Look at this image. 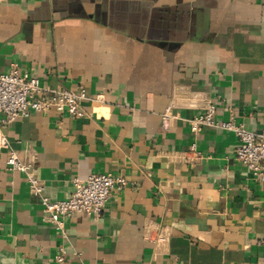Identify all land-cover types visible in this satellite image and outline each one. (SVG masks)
Returning <instances> with one entry per match:
<instances>
[{"label": "crops", "instance_id": "1", "mask_svg": "<svg viewBox=\"0 0 264 264\" xmlns=\"http://www.w3.org/2000/svg\"><path fill=\"white\" fill-rule=\"evenodd\" d=\"M12 65L84 90L86 115L0 125V264H53L60 247L66 264H264V177L237 160L235 132L191 128L213 103L216 121L264 131V0H6L0 70ZM9 150L52 200L92 174L127 186L100 217L67 218L64 237ZM157 227L167 243L146 239Z\"/></svg>", "mask_w": 264, "mask_h": 264}, {"label": "built area", "instance_id": "2", "mask_svg": "<svg viewBox=\"0 0 264 264\" xmlns=\"http://www.w3.org/2000/svg\"><path fill=\"white\" fill-rule=\"evenodd\" d=\"M6 0H0V4ZM86 98L84 90L74 91L64 88L45 87L39 78L28 72H21L16 65L8 71L0 70V125L11 124L17 118L28 116L32 111L49 112L52 109L65 111L70 116L81 118L86 115L82 101ZM217 107L209 103L204 112L191 120L194 132L202 126L220 127L233 131L239 137L240 143L236 148V158L247 166L254 176L264 177V131L257 133L248 130L243 124L233 119L216 121L214 116ZM164 118V126L167 124ZM1 144L8 147L5 137ZM190 151L197 158L201 157L197 145L192 144ZM7 164L10 169L24 173L28 179L31 193L38 197L43 205L44 220L51 223L56 231L66 236V219L77 213H84L96 218L100 217L103 209L114 191H121L127 186L124 176L110 173L90 175L86 180L74 179V191L63 200H52L45 195V187L35 169L28 162L22 161L14 150H9ZM169 234L166 228H147L146 239L154 244L167 243ZM66 250L59 248L53 264H66Z\"/></svg>", "mask_w": 264, "mask_h": 264}]
</instances>
